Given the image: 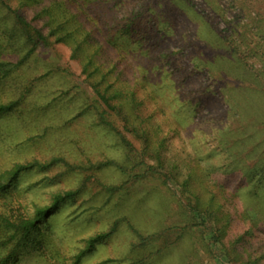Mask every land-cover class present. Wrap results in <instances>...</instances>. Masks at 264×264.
<instances>
[{"label": "trees", "instance_id": "obj_1", "mask_svg": "<svg viewBox=\"0 0 264 264\" xmlns=\"http://www.w3.org/2000/svg\"><path fill=\"white\" fill-rule=\"evenodd\" d=\"M217 8L224 19L225 10L219 5ZM184 15L194 21L184 19ZM214 15L199 12L194 0H0V84L14 87L12 97L0 101V118L19 116L22 108L29 107V97L37 84L26 76V70L23 73L21 70L27 62H34L30 66L32 71L45 70L34 79L37 83L45 77L60 76L75 84L63 90L78 97L68 108L70 117L87 119L103 135H111L114 140L110 146L115 153L98 161H78L70 154L57 152L46 160L12 161L5 167L0 163V264H16L23 250L52 241L53 235L44 228L45 222L62 203L93 187L104 189L111 197L150 180L165 186L169 180L175 181L166 158L171 145L175 147L171 133L187 136L194 153L198 151L189 131L195 125L194 116L190 117L182 105L183 111L173 108L167 99L174 88L171 73L156 60L152 47L142 42L139 30L150 29L145 25L146 19L158 26L165 37L175 33L184 48L197 47L220 58L218 62H191L190 67L204 83L207 95L219 94L224 98L229 107L227 112L243 113L244 118L254 108L262 117L250 93L264 94V71L250 67L246 63L247 54L241 49L248 28L234 22L222 30L214 22ZM184 20L192 23L193 33L185 35ZM237 59L239 62H235ZM231 76L241 78L242 85L230 86L227 82ZM235 90L248 92L236 104L241 108L239 113L231 100L237 93ZM243 131V137L232 147L237 153L234 159L247 145H253L250 154L257 153L260 147L256 144L258 131L248 133L249 136H244ZM54 166L72 175L75 185L56 192L48 204H36L33 211H22L27 205L16 204L22 175ZM227 167L213 163L204 166L196 154L188 164L185 178L179 184L178 200L187 220L177 239L184 238L187 226L194 227L206 249L219 260L230 264H264L263 248L250 249L247 240L248 233L258 227L259 218L249 213L237 192H227L219 186L218 178L213 177L229 176ZM107 168L118 172L122 182H104L99 171ZM253 188L255 192L258 190ZM225 203L229 204V211L225 210ZM120 222L121 219L116 220L108 229L88 238L85 248L72 258L66 259L56 252L48 264L53 259L55 264H79L87 251L119 231ZM130 229L136 239L131 244L133 256L128 264L150 262L177 241H172L170 230L144 233L134 225Z\"/></svg>", "mask_w": 264, "mask_h": 264}, {"label": "rangeland", "instance_id": "obj_2", "mask_svg": "<svg viewBox=\"0 0 264 264\" xmlns=\"http://www.w3.org/2000/svg\"><path fill=\"white\" fill-rule=\"evenodd\" d=\"M194 4L203 14H215L214 22L222 30L234 22L245 25L248 30L241 49L247 54L246 63L254 70L264 71V0H194ZM217 5L225 10L224 19L220 17ZM187 17L190 19L191 16L184 15V19ZM195 19H198L196 13ZM185 23V35L190 31L193 33L194 30L190 29L193 27L192 23ZM145 25L150 29L147 32L145 29L139 30L140 36H143L142 42L152 47L156 60L162 62L173 78L176 92L173 88L170 93L172 96L167 99L175 110L178 108L183 111L180 107L182 105L190 117L194 116L195 125L189 131L198 151L195 150L194 153L187 136L171 133L174 135L175 147L171 145L166 158L167 167L172 170L175 181L169 180L165 186L159 181L150 180L131 187L119 196L111 197L104 189L99 191L97 187H93L90 191L67 200L44 224V228L51 230L53 240L44 241L38 248L32 245L23 250L16 264H48V259L52 260L51 256L56 252H60L66 259L72 258L74 253L85 248L88 238L108 229L111 223L119 219V231L109 240L100 242L87 251L79 264H128L133 256L131 244L136 239L130 229L133 225L144 233L170 230L173 232L172 241L177 240L156 259L145 264H230L226 260H219L217 255L214 257L206 249L201 234L194 227L187 226L188 232L184 238L177 239V233L186 225L187 220L181 213L183 209L178 201L179 184L185 178L184 173L195 154L201 158L204 166L210 163L228 166L229 176L213 177L218 178L219 186L224 187L227 192H237L249 213L259 218L258 227L248 233L247 240L250 249L259 246V251L261 248L264 250V94L259 91L249 92L258 112L263 114L262 117L258 116L259 113L256 114L254 108L244 118L243 113L230 114L224 98L219 94L207 95L204 83L194 75L190 67L191 62H218L220 58L216 59L197 47L184 48L177 41L175 33L163 36L158 30L159 27H154L150 19H146ZM240 41L238 39L237 43ZM238 60L235 62H239ZM33 64L34 62H27L21 70L22 73L26 70V76L37 84L29 97V107L22 108L19 116L0 118L1 165L5 167L12 161L35 158L46 160L57 152L70 154L78 161L105 160L107 155L115 154L114 148L110 146L114 140L111 135H103L87 119L72 120L70 117L68 108L78 101V97L72 96L71 92L66 94L63 90L75 84L60 76L45 77L37 83L34 79L40 77L45 70L40 73L32 71L30 66ZM228 79L227 83L234 88L242 85L241 78L237 76ZM13 92L14 87L1 83L0 101L11 98ZM236 92L231 100L234 109L239 113L241 108L236 104L245 97L243 94L247 97L248 92ZM31 103L38 105H30ZM255 117L258 120L255 121ZM243 130L244 136L258 131L256 144L260 147L257 153L250 154L248 152L253 145H247L244 152L236 155L234 159L237 153L232 147L243 137ZM229 150L232 152L229 153ZM99 174L106 183L118 184L123 180L113 168L100 170ZM20 181L16 204L27 205L22 211H33L36 204L50 203L56 192L68 189L76 182L72 175L63 173V169L58 166L27 172ZM253 187L258 190L255 192ZM230 209L229 204L225 203V210ZM161 242L164 244L163 238ZM53 263L55 264L54 259Z\"/></svg>", "mask_w": 264, "mask_h": 264}]
</instances>
